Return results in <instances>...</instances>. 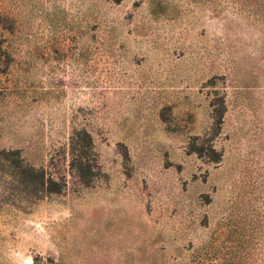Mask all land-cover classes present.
Returning a JSON list of instances; mask_svg holds the SVG:
<instances>
[{
    "label": "rangeland",
    "instance_id": "374dc122",
    "mask_svg": "<svg viewBox=\"0 0 264 264\" xmlns=\"http://www.w3.org/2000/svg\"><path fill=\"white\" fill-rule=\"evenodd\" d=\"M0 264H264V0H0Z\"/></svg>",
    "mask_w": 264,
    "mask_h": 264
},
{
    "label": "trees",
    "instance_id": "16d2710c",
    "mask_svg": "<svg viewBox=\"0 0 264 264\" xmlns=\"http://www.w3.org/2000/svg\"><path fill=\"white\" fill-rule=\"evenodd\" d=\"M37 173V170L34 168V167H31L30 168V175H31V180L33 181V182H35L36 180H37V178H38V173ZM41 175V183H45V176H44V172L42 173V174H40ZM83 177H85V175L83 174L82 175V178ZM40 178V177H39ZM86 180H84V182H85Z\"/></svg>",
    "mask_w": 264,
    "mask_h": 264
}]
</instances>
